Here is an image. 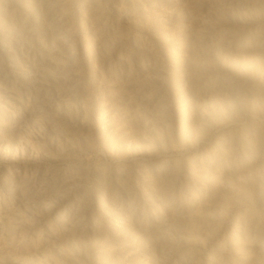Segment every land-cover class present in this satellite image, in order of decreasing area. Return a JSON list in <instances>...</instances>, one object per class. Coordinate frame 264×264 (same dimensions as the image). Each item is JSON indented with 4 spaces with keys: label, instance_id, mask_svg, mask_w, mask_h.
Instances as JSON below:
<instances>
[{
    "label": "rangeland",
    "instance_id": "rangeland-1",
    "mask_svg": "<svg viewBox=\"0 0 264 264\" xmlns=\"http://www.w3.org/2000/svg\"><path fill=\"white\" fill-rule=\"evenodd\" d=\"M0 264H264V0H0Z\"/></svg>",
    "mask_w": 264,
    "mask_h": 264
},
{
    "label": "bare ground",
    "instance_id": "bare-ground-1",
    "mask_svg": "<svg viewBox=\"0 0 264 264\" xmlns=\"http://www.w3.org/2000/svg\"><path fill=\"white\" fill-rule=\"evenodd\" d=\"M263 162V161H262ZM16 182V181H15Z\"/></svg>",
    "mask_w": 264,
    "mask_h": 264
}]
</instances>
